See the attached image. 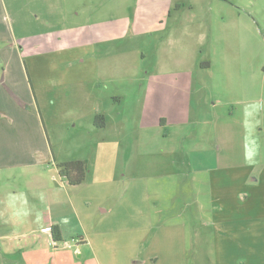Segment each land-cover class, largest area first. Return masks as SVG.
I'll return each mask as SVG.
<instances>
[{"label":"rangeland","instance_id":"1","mask_svg":"<svg viewBox=\"0 0 264 264\" xmlns=\"http://www.w3.org/2000/svg\"><path fill=\"white\" fill-rule=\"evenodd\" d=\"M4 2L13 19L20 49L22 39L29 41L31 35L48 31L45 20L55 23L51 14H58L53 9L57 8L56 0H18L23 9L16 22L11 0ZM61 4L66 8L68 28L109 19L114 21L116 32L106 40L94 41L90 36L95 49L91 56L80 57L79 50L68 49L44 51L38 47L29 52L26 47L21 50L25 75L34 80L37 85L34 92L41 100L38 108L35 102L25 109L39 116L41 131L48 138L45 162L38 168L50 190L63 194L60 180L66 182V188H81L71 187L58 175L57 164L61 162L85 161L90 178L105 177L113 169L118 171L120 165L108 162L116 150L106 143V137L111 142L121 141L120 151L125 155L136 152L126 144L134 140V132L138 131L137 113H141L144 105L147 110L153 108L146 91L147 79L155 78L167 65L181 77L189 74L192 77V94L181 101V104L188 101L191 111L187 112L184 124L148 128L147 142L153 141L159 146L137 150L138 160H156V165H146L145 170L149 172L178 171L171 185L177 201L174 211L180 213L191 245L189 241L187 252L180 260L159 264H242L234 258L238 252L243 256L250 252V246H241V243L247 244L245 238L251 235L235 225L222 232L220 225L211 222V208H214V217L224 213L218 210L221 203L214 196L215 190L204 180L214 172L213 168L209 172V167L222 162L238 163L236 172L241 175L250 172L254 160V172L264 175V94L261 91L264 88V0H61ZM90 6L97 9L98 15H89L92 17L89 21V16L86 19L84 16ZM27 8H33L35 13ZM38 9L42 14L40 20L35 19ZM77 10H82L80 19L74 15ZM235 29L237 34L229 33ZM225 30L228 31L226 39ZM72 40L78 42L76 38ZM6 42L0 41V47ZM94 62H97L100 83L94 80ZM255 86L258 88L255 93L249 91L247 96L243 95L244 89ZM215 112L225 116H216ZM97 114L103 117L99 125L94 123ZM19 115L24 121V113ZM104 123L106 127L101 129ZM173 157L181 162L170 165L168 160ZM185 158L188 163L184 165ZM200 167L207 171H194ZM18 170L21 175L24 173L23 169ZM51 175L55 181L47 179ZM232 185L227 182L222 190L227 192L226 203L235 207ZM148 189H158V185L151 181ZM71 225L68 229H75ZM74 239L66 238L72 245L70 251L78 247ZM94 245L99 249L101 264H109L99 253L108 245H98V241ZM133 245L129 244L126 249L110 245L114 251L108 256L115 257L112 264H143L140 257L145 245ZM87 250L90 254L88 246ZM129 251L136 257L129 256ZM83 253L86 255V251Z\"/></svg>","mask_w":264,"mask_h":264},{"label":"crops","instance_id":"2","mask_svg":"<svg viewBox=\"0 0 264 264\" xmlns=\"http://www.w3.org/2000/svg\"><path fill=\"white\" fill-rule=\"evenodd\" d=\"M17 1L11 0L10 3L14 16L16 14V22L19 12L23 9V4H18ZM55 4L57 8L53 9H56L58 14H51L55 23L46 19L49 30L31 35L28 39H32L29 41L22 39L20 49V40L16 39L8 5L4 0H0V41H7L0 47V264H101L99 249L94 245L97 241L98 245H108L109 248L100 249L99 253L109 264L115 260L114 256H108V253L114 251L110 250L113 249L110 245L114 244L125 249L129 244H144L145 248L140 257L143 264L178 261L180 256L187 252L191 240L186 234V225L180 220V213L174 211L177 201L171 185L178 171H146V165H156V160L147 161L148 159L144 158L140 161L138 151L159 146V143L147 142L148 128L162 129L174 124H184L191 106L188 101L182 104L181 101L192 94V77L190 74L181 77L178 71L166 65L155 78L147 79L146 91L152 100L153 108L147 110L144 105L141 113H137L138 131L134 132V140L126 144L136 152L125 155L120 151L121 141L111 142L112 139L106 137V143L114 146L116 150L110 159L109 155L107 156L108 162L114 166L120 165L118 171L113 169L105 177L96 175L90 178L86 174L81 183L69 184L71 187H81L75 189L66 188V182L60 180L58 184L64 193L51 191L44 174L38 168L45 162L48 138L41 131V121L39 123L37 118L39 116L30 109H25L27 105H35V102L38 108V102L41 100L34 92L37 88L34 80L25 75L21 50H26V47L29 52L38 47L44 51L47 48L52 51L68 49L79 50L82 53L80 57L91 56L95 49L89 40L90 36L94 41L106 40L116 32L114 21L109 19L68 28L65 25L66 8L62 6L61 0H56ZM27 11L35 13L33 8H27ZM80 13L82 10H77L74 15L80 19ZM86 14L84 19L91 14L96 15L97 9L90 6V11ZM36 17H39V20L42 18L39 9L35 19ZM91 18L89 16L87 20L90 21ZM225 32L226 39L228 31ZM237 32L235 29L229 33ZM70 37L76 38L78 42ZM81 60L80 62L84 63V59ZM95 63L94 80L100 83L97 62ZM203 65L210 66L209 63ZM257 90V86L254 89L248 87L243 90V95L247 96L249 91L255 93ZM261 91L263 95L264 88ZM20 112L24 113V121L20 118ZM215 114L225 116L222 112ZM105 127L104 123L101 129ZM120 131L124 134L123 129ZM184 160L185 165L188 162L186 158ZM168 162L175 166L181 159L173 157ZM237 166L238 163L222 162L219 166L209 167V172L211 168L214 172L204 181L215 190L214 196L221 203L218 210L224 213L214 217V208H211L209 217L212 223L222 227V232H227L229 226L235 225L251 235L245 238L247 244L241 243V246H250V252L245 256L238 252L234 259L240 260L242 264H264V197H260L261 193L264 194V175L254 172V160L247 174L237 173ZM18 168L23 169L22 175L19 170L17 172ZM205 169L200 167L194 171ZM47 179L50 182L55 181L52 175ZM151 181L156 182L158 189H148ZM227 182L233 184L231 190H235V207L225 201L227 192L222 189ZM210 197L212 201V191ZM69 225L75 229H68ZM52 227L58 229L59 240L54 239ZM68 237L75 238L74 242L78 246L73 251H70L72 245L66 240ZM130 247L132 248L131 245ZM83 251H86V255ZM75 253L78 257H75ZM132 253L133 251H129V256L136 257V254Z\"/></svg>","mask_w":264,"mask_h":264},{"label":"trees","instance_id":"3","mask_svg":"<svg viewBox=\"0 0 264 264\" xmlns=\"http://www.w3.org/2000/svg\"><path fill=\"white\" fill-rule=\"evenodd\" d=\"M102 119V115L97 114L95 115L94 123L99 125V122H101ZM57 173L60 177L65 178L68 184H79L85 179L87 165L85 161L82 160L61 162L57 164ZM51 229L54 239L59 240L58 229L56 227H52Z\"/></svg>","mask_w":264,"mask_h":264}]
</instances>
